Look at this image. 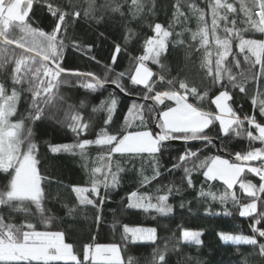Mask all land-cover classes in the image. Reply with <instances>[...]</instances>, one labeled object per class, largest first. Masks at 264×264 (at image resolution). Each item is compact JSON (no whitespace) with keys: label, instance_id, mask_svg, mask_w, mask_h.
Instances as JSON below:
<instances>
[{"label":"trees","instance_id":"1","mask_svg":"<svg viewBox=\"0 0 264 264\" xmlns=\"http://www.w3.org/2000/svg\"><path fill=\"white\" fill-rule=\"evenodd\" d=\"M177 2L180 11L185 14L179 18L173 15ZM213 2L214 0H140L143 11L134 18L130 11L131 0L127 2L115 0V3L123 4L121 9L123 15L121 12L112 11V7L115 6L113 0H96L95 10L89 15H85V10L89 8L88 0H47V2L34 0L29 13L30 22L33 27L45 32L50 33L56 23V18L48 11L47 3L68 13L62 31L58 34V38H62L65 44L62 67L69 71L93 73L96 77L106 80V83H111L120 73H124L125 75L118 82L125 88L123 93L135 99L123 97L117 90L105 86L96 91L86 89L82 85L94 82L90 78L62 74L60 80L63 83L60 84L58 95L51 105L45 107L43 118L35 123L25 119L26 126H30L33 130L32 139L37 145L35 156L44 191L43 213L41 214L36 206L30 203L26 205L27 212H14L0 207V214L4 216L6 222L19 225L27 220L34 223L37 230L64 232L65 241L73 245L74 252L82 262L86 244L116 243L120 246L124 264H158L154 253L158 257L161 251L165 253V264H264V255L260 254L257 246L223 242L218 236L221 232L254 235L250 227L254 223V217L239 215L240 205L251 202L252 198L240 189L239 182L233 186V189H227L221 180H207L203 176L206 169L195 168L206 157L219 155L230 158L237 152L243 154L254 148L264 147L260 141H251L247 137V131H252L254 135L258 133L247 120H244V117L254 115L257 122L264 124V116L259 113V100L264 99V77L252 79V76L258 72L259 66L253 68L244 61L245 53L239 52L236 47L238 39L235 38L232 41V53L224 64L231 68L232 74L237 77V83L245 86V93H241L238 87H233L227 76H224L221 82L224 87H221V84H214L212 77L207 74L208 68L201 66L206 54L211 53L208 58L212 61L211 67L215 74L218 49L211 34L212 14L209 7ZM229 2L237 9L236 13L229 14V20L235 18V27L245 28L246 25L243 23L245 18L240 11L239 0H229ZM193 4L204 11V22H200L199 13H194L189 7ZM76 11H79V17L72 15ZM156 23L163 25L173 35L167 39V49L161 55L159 64L151 60L145 62L153 73L149 83L155 81V92L177 90L183 93V90L179 89V81H186L190 87L195 86L199 93H208L203 101L191 95L188 96L187 101L216 114L217 108L211 103V99L220 91L227 90L232 96V100L227 103L244 120L241 128L237 129L241 131V135L237 136L231 129L225 135L220 129L219 121H214L213 125L205 130L211 138V144L200 140L185 144L165 143L162 152L155 154L161 175L144 186L140 183V171L143 169L144 176L153 175L152 157L147 153L135 156L114 154L112 170L116 171V161L124 169L119 173L118 186L110 188L105 193L101 185V195H106L107 198L99 211L91 205H80L76 194L72 191V186H91L92 169L107 162L108 149L105 146L89 145L85 149V155L81 156L79 149H74L73 152L53 153L50 145L76 144L83 139L95 140L97 133L105 127L107 112L105 110L94 112L93 108L98 107L101 101L113 97L117 99L118 105L113 116L114 123L107 126L110 133H116L121 129L124 125V117L134 103L144 105L142 111L147 120V129L154 133L153 117L165 107L172 105L174 101L165 99L163 105H155V112L150 113L148 105L154 102L143 98L146 89L143 85H133L130 77L138 64L137 58L144 54L145 40L155 35L152 29ZM204 23L209 27V42L202 47L199 35L193 39L192 34L198 32ZM219 24L216 34L223 39L227 35L223 31L225 22L220 21ZM227 26L232 27L231 24ZM243 35L246 38L264 39V34L254 33L251 30L244 32ZM116 45L120 46L121 51L116 62L113 63L112 57ZM13 52L19 56V50L8 46L9 57ZM234 56L240 61L239 68L235 66ZM13 67L14 63L9 62L5 67L0 68V83H4L8 89L12 87ZM241 72L245 75L241 76ZM160 76L164 77L163 81L159 80ZM169 80L174 82L173 85L167 83ZM21 92L18 113L14 117L17 120L26 118L30 111L31 96L22 89ZM253 98L257 99L255 105L252 102ZM76 114L82 116V122L90 125L86 132L79 136L69 127L72 123L71 117ZM135 115L136 113L129 118L132 127L128 128V131L140 128L138 127L140 121ZM233 128H236V125H233ZM189 150L197 152V156L180 161L179 157ZM101 156H105L104 161L99 159ZM262 162L264 161L253 164L260 165ZM176 164L180 166L173 168ZM185 167L195 169L191 173L193 187H188L184 179ZM96 178L102 180L104 172L97 173ZM240 179L250 181L257 186L261 183L259 177L248 172L247 168ZM7 183L8 178L0 173V191L6 190ZM169 188H172L171 193L168 192ZM202 188L205 192L211 191L217 195L226 190L235 192L240 205H234L232 201L221 204L219 200L213 201L210 197H201ZM133 191L151 196L152 203L157 202L158 196L168 195L167 203L172 206V213L161 215L155 210L145 212L142 209L127 208L128 196ZM86 195L95 198L91 193ZM261 196L264 198V194ZM257 203L258 212L264 211V203L260 201ZM70 209L73 211L70 212ZM42 215L51 218L50 226L47 228L41 223ZM98 215L99 221H97ZM124 225L155 228L157 240L155 243L132 242L130 237L124 240L122 239ZM257 227H264V221ZM185 229L200 230L203 233L202 244L183 242L181 232ZM257 239L260 243H264V238L257 236ZM88 264H91V261Z\"/></svg>","mask_w":264,"mask_h":264},{"label":"snow or ice","instance_id":"2","mask_svg":"<svg viewBox=\"0 0 264 264\" xmlns=\"http://www.w3.org/2000/svg\"><path fill=\"white\" fill-rule=\"evenodd\" d=\"M47 2V0H45ZM127 2V0H126ZM34 0H0V68L5 67L9 62L14 63L11 74V89H8L4 83H0V173L8 178L6 190L0 191V207L8 208L14 212H27V204H34L38 211L43 213L42 198L44 195L41 187V179L37 168L38 160L35 153L37 145L33 142V130L30 126H26L25 119L35 123L43 118L45 107L52 104L54 98L58 95L60 80L62 74L68 70L61 66V60L64 51V40L58 38V34L62 31V25L68 13L61 8L47 3L48 11L56 18L54 28L50 33L43 31L38 27H33L30 22L29 13L32 10ZM112 11H121L123 4L115 3ZM240 11L244 15L243 23L246 25L243 29L235 27L236 20H229L230 13H236L237 9L229 0H214L210 3L212 22L211 34L217 46L215 60V74L211 67L212 61L208 57L211 53H207L202 67L208 68V76L212 77L214 84H221L224 76H227L229 83L233 87H238L241 93L246 92L243 84L237 83V77L232 74L231 68L226 67L224 62L232 53V41L238 39L236 47L240 53H245L244 61L253 68L259 66L252 79L264 77V39L246 38L243 33L249 30L254 33L264 34V0H239ZM89 8L85 10V15H89L95 10L96 0H88ZM131 14L135 18L143 11V4L140 0H131ZM174 17L179 18L185 14L180 11L179 2L174 6ZM193 12L199 13V21L204 22L205 13L196 6L189 5ZM258 9V11H255ZM73 16L79 17V11L72 13ZM258 17V19L256 18ZM187 17H185L186 19ZM224 21L223 31L227 34L223 39L218 36L217 29L220 27L219 22ZM231 24L232 27L227 25ZM154 36L149 37L144 42V54L137 58L138 66L135 74L130 77L133 85H143L146 89L144 94L145 100H152L154 104L148 105L150 113L155 112V105H163L165 99L175 101V107H167V110L159 111L154 117L156 127L159 132L153 133L147 130V120L143 115L144 105L133 104L128 109V114L124 117V125L116 133L108 131V125L114 123L113 116L116 112L118 101L116 98L101 101L98 107H94L93 111L105 110L107 117L104 120L105 127L97 133L95 140L83 139L76 144L50 145L53 153L65 151L73 152L79 149L80 155H85V149L89 145H98L107 147L106 163L100 167L92 169L90 178V187L72 186V191L76 194L80 205H91L99 211L100 206L105 202L106 195H101V185L105 193L110 188H116L119 184V173L124 169L119 162H115L116 171L112 170L113 155L126 154L130 156L142 155L147 153L153 160V175L151 177L144 176L143 169L140 171L141 186L150 184L151 181L157 179L161 173L159 164L155 154L161 153L166 141L174 139H182L184 141L200 140L207 144H211V138L205 133L213 125L214 121H219L221 131L227 135L231 129L237 136L241 135L240 129L247 120L250 126H253L257 135L252 131H247V137L251 141H260L264 144V124L257 122L256 117H244L242 120L232 107L227 103L232 100V96L227 90L220 91L218 95L211 99V103L216 106L220 114H214L200 107L194 106L187 102L189 95L194 96L197 100L203 101L208 95L207 92L199 93L195 86H189L186 81H179V89L155 92V81L149 83L153 76L152 71L146 66L145 62L151 60L153 63H160L161 55L167 49V39L173 35L171 31L163 25L156 23L153 27ZM18 33V35L16 34ZM179 35V34H177ZM200 37L201 46L204 47L209 42V27L206 23L198 29V32L192 34V38ZM15 44L21 51L19 56L13 52L12 56L8 55V46ZM121 48L115 46L112 62L115 63ZM94 59V58H93ZM235 66L240 67V61L233 57ZM81 77L91 78V81L82 86L86 89L96 91L103 88L106 80L95 77L93 73H75ZM125 74L120 73L116 80L111 81L121 92L125 88L119 79ZM241 76L245 74L240 73ZM160 81L164 80L163 76L159 77ZM173 85V81L167 82ZM26 85V87H25ZM19 86V87H18ZM21 89L30 94L31 100L29 104L30 111L26 118L14 119L18 113V104L22 97ZM154 93L153 95H149ZM253 104L257 103V99L253 98ZM83 105V102H81ZM136 113L135 118L140 121L138 127L141 130L128 131L132 127L130 117ZM259 113L264 116V99L259 100ZM227 116L228 118H225ZM72 123L69 125L71 131L79 136L86 132L89 128L87 122H82V116L79 114L71 117ZM236 125V128H233ZM197 152L188 151L179 157L180 161H185L191 157H196ZM101 161L105 160V156L99 157ZM237 162H230L219 155L206 157L200 161L195 168L206 169L203 176L207 180H221L227 186V189H233V186L239 182V187L251 202L240 205V201L235 192L225 191L217 195L214 192H205L203 188L200 191L201 197H210L213 201L219 200L221 204L232 201L234 205H240L239 215L241 217H254V223L250 225L254 235H231L228 233H218L219 238L223 242H232L233 244H248L257 246L260 254L264 255V243H260L257 236L264 238V227H257L264 221V211L258 212V201L264 203V162L259 167L249 166L248 161H264V147L254 148L246 153L237 152L235 154ZM179 164L173 165V168L179 167ZM247 168L248 172L257 175L261 181L259 186L244 181L241 178ZM195 169L185 167V177L188 187H193L191 173ZM104 172V178L97 179L96 174ZM110 177V178H109ZM159 191V189H157ZM172 188L168 189L171 193ZM178 191V190H177ZM86 193H91L95 198H89ZM168 195L158 196L157 202L152 203V197L147 194H139L133 191L128 196L127 208L142 209L145 212L155 210L161 215L172 213L173 208L167 203ZM183 207V205H181ZM73 211L72 209L69 210ZM230 214V213H226ZM254 214H256L254 216ZM100 217L97 216V221ZM49 217L41 216V223L45 227L50 226ZM156 229L151 227H130L123 226L122 239L132 242H151L157 240ZM200 231L183 230L181 239L185 243H193L201 245ZM158 264H165V253L160 252L158 257L155 256ZM124 264L120 256V246L118 244H86L84 246L83 262L74 252L73 245L65 241V234L62 231H41L37 230L34 223L24 221L17 225L15 223L6 222L2 214H0V264Z\"/></svg>","mask_w":264,"mask_h":264},{"label":"water","instance_id":"3","mask_svg":"<svg viewBox=\"0 0 264 264\" xmlns=\"http://www.w3.org/2000/svg\"><path fill=\"white\" fill-rule=\"evenodd\" d=\"M9 47H12V48H14V49H17V50L21 51L19 48H17V46H16L15 44L10 45ZM75 73H84V72L69 71V70H68V71H67L66 73H64V74H67V75H75ZM77 76H78V75H77ZM95 77H96V76H95ZM90 79H91V78H90ZM104 86H105V87H109V88H113V89L117 90V91H118L123 97H126V98H128V99H135V97H133V96H129V95H127V94L121 92L120 89H118V88H117L114 84H112V83H105ZM138 99H140V98H137V100H138ZM141 100H143V99H141ZM152 128H153L154 134L157 133V132H159V129L156 127L155 122L153 123ZM188 142H190V141H187V142H186V141H184V140L174 139V140L166 141L165 143L185 144V143H188ZM229 159H230L232 162H237V161L235 160V155H232ZM257 161H260V160H257ZM257 161H248V162H246V163H247V164H253V163L257 162Z\"/></svg>","mask_w":264,"mask_h":264},{"label":"rangeland","instance_id":"4","mask_svg":"<svg viewBox=\"0 0 264 264\" xmlns=\"http://www.w3.org/2000/svg\"><path fill=\"white\" fill-rule=\"evenodd\" d=\"M136 68V67H135ZM135 74V71H134V73H133V75ZM219 94V93H218ZM217 94V95H218ZM188 102V101H187ZM171 107H175V101H174V103L172 104V105H170ZM167 107H169V106H167ZM167 107H165L164 108V110H167ZM216 114H220V112H219V110L217 109V113ZM133 117V116H132ZM131 117V118H132ZM225 118H228L227 116H225ZM137 130H141V128H139V129H134V130H130V131H137ZM147 130H149V129H147ZM222 158H224V159H229L228 157H224V156H221ZM230 160V159H229ZM230 162H232L231 160H230ZM249 166H252V167H259L260 165H255V164H248ZM131 227V226H130ZM132 227H137V226H132ZM187 230H190V231H200V230H196V229H187ZM228 234H231V233H228ZM181 235H182V232H181ZM231 235H241V234H231ZM245 236V235H244ZM182 240V239H181ZM94 244H97V243H94ZM93 244V245H94ZM99 244H105V245H107V244H113V243H99ZM116 244V243H115ZM120 256H121V254H120Z\"/></svg>","mask_w":264,"mask_h":264},{"label":"crops","instance_id":"5","mask_svg":"<svg viewBox=\"0 0 264 264\" xmlns=\"http://www.w3.org/2000/svg\"><path fill=\"white\" fill-rule=\"evenodd\" d=\"M137 66H138V64H137ZM137 66H136V67H137ZM135 69H136V68H135ZM134 71H135V70H134Z\"/></svg>","mask_w":264,"mask_h":264}]
</instances>
